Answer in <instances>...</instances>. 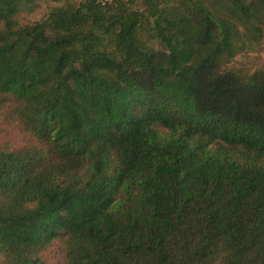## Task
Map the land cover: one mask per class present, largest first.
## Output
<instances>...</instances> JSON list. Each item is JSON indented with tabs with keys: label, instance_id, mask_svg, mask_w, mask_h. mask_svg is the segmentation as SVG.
<instances>
[{
	"label": "trees",
	"instance_id": "1",
	"mask_svg": "<svg viewBox=\"0 0 264 264\" xmlns=\"http://www.w3.org/2000/svg\"><path fill=\"white\" fill-rule=\"evenodd\" d=\"M263 39L264 0H0V264H264Z\"/></svg>",
	"mask_w": 264,
	"mask_h": 264
},
{
	"label": "rangeland",
	"instance_id": "2",
	"mask_svg": "<svg viewBox=\"0 0 264 264\" xmlns=\"http://www.w3.org/2000/svg\"><path fill=\"white\" fill-rule=\"evenodd\" d=\"M58 5L59 4L49 1H40L35 5L31 13L21 14L17 21L20 24L37 22L43 19L51 8ZM232 65L235 68L243 67L251 70L257 67H264V39L261 44V49L257 53L239 55L234 59ZM21 145L22 140L18 130L14 126L5 128L0 135V150L11 151ZM40 259L43 264H66L62 244L60 242H54L52 246L41 255Z\"/></svg>",
	"mask_w": 264,
	"mask_h": 264
},
{
	"label": "built area",
	"instance_id": "3",
	"mask_svg": "<svg viewBox=\"0 0 264 264\" xmlns=\"http://www.w3.org/2000/svg\"><path fill=\"white\" fill-rule=\"evenodd\" d=\"M114 0H97V2L100 4V5H102V6H104V5H107V4H110V3H112Z\"/></svg>",
	"mask_w": 264,
	"mask_h": 264
}]
</instances>
